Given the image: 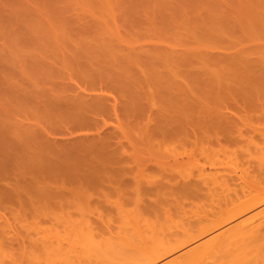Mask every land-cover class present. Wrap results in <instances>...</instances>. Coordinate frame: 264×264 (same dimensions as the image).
<instances>
[{
	"label": "rangeland",
	"instance_id": "obj_1",
	"mask_svg": "<svg viewBox=\"0 0 264 264\" xmlns=\"http://www.w3.org/2000/svg\"><path fill=\"white\" fill-rule=\"evenodd\" d=\"M198 1L199 0H0V125H1L0 127H3L1 133L4 130L8 132V135L5 134L6 136L4 137V139L6 140L7 137L10 139H14L15 138L14 136L19 137V139L20 138L24 139L25 137L29 138L28 137L29 135L30 136L32 135L33 137L37 136L36 133H38V131L36 133L34 131V129L37 130V127H39L38 130H40V127L41 129H43V131L46 130L47 132L48 130V132H50V133L47 132L48 135L46 134L48 138L54 137L53 140H60L61 142H63V139L66 141L68 139V141H70L82 137H88V136L92 137L93 135H97L98 130L95 127H93L94 130L92 129V127H91L92 130L89 128L73 129V131L71 130V133L69 132L70 130H65L66 132H64V129L61 130L63 124L67 121L66 119L72 118V116L68 114L75 115V113H77L74 112L75 110L73 108L75 107L73 106L72 110H70L71 108H69V105H71L70 107H72L73 104L75 105V103L78 102L77 100L83 97V96L82 97L78 96L77 99V96H75V94L78 95L81 93L84 94L85 100L88 98L90 99L91 96L96 97V93L97 96L100 95V97H102L101 93L103 95L105 93V96L109 95L110 98L107 97L109 99L108 100L109 103H107V101L104 103L108 105L107 107L112 112L114 105L116 106L118 104L120 105V102L123 104L125 102L126 103L130 102L129 100H131L132 97L130 99L129 98L130 96H128L127 99L129 100L122 101L125 99L127 94H124L125 97H123V94H121L123 92L121 91V93L119 92L120 95L116 96L117 94V93L115 94V92H117L116 89L114 90V88L109 84L104 85V82L101 83V79H103V76L108 78L107 82H111L112 76H110V74L116 70H119V67L122 68V65H125L127 62H131V61L134 62L136 60V64L133 63L134 68L132 69L129 68V69L131 70L134 69V71H136V69L139 71L142 70L141 72H138L140 73L139 74L140 76L138 75L137 77L138 78L137 82H139L140 85L138 84L136 86L138 87V91L145 92L148 100L144 99L145 100L144 101L142 99L143 98L142 95L144 92H142V95H140L142 96V98L139 99L140 101L142 100L141 103L143 104V106L147 102L149 103L150 101L148 105L153 107L152 109L155 110L157 108L155 106L157 101H158L157 103H159L157 106L160 107V103L162 106L163 104L164 105L166 104V101H163V99L167 100L166 98L167 94L164 95L165 93H167V91L166 92L164 91L165 93L162 94V92L160 93V91L158 90L161 89L162 91L163 85L162 84H161L162 86L158 85V87L156 88L155 87L156 84L157 83L160 84L159 82L162 79L165 82L164 78H167L166 76L170 74L169 71L171 72L172 70L179 68L177 67L175 69H171L174 68L173 67V65L175 64L174 62H176L179 58L183 57L184 54L188 56L189 55L193 56V54H196L197 51L203 52L206 51L208 48L206 52L209 56V53L210 55H212L211 54L212 51L210 50L216 48L212 53H216L215 51H217L218 54L219 52L221 54V50H223L222 54L228 56V54L236 53L239 50L244 51L245 48L247 49V47L251 48V49H247V51L249 50L254 51L252 47L253 48L257 47V49H259L258 46L259 47L264 46V35H262L264 32L262 33V31H259V26L258 29H256L257 26L254 27L255 26L254 24L259 19V16L264 13V12L262 13L263 7H261L260 5L249 7L252 4L253 0H243V1L241 0L242 2L240 0H223L225 5H223L222 2L221 7H217V6L215 7V5L211 3L214 1L215 4L216 3L215 0L213 1L202 0L203 2L207 3V5L209 4V6H211L212 4L213 6L211 7H214L216 9L219 8L220 10L222 9L221 11H223V13H221V11L219 12V10L218 12L222 14L221 17L224 18H221L220 14L216 15V13L218 14V12H216L217 10L216 11L212 10L214 11V13L210 11L211 14L210 12H206L207 9H209V7L206 10L204 9L205 12L202 9H201L202 11L199 10L200 7L198 8L197 6H195L196 3H199ZM217 1L220 2L222 0H217ZM191 2L192 4H190ZM226 2H227V6H226ZM246 2L248 4H246ZM205 3L203 7H205ZM258 6L261 7L259 8L260 13H258ZM249 8L251 9L253 8L254 10H250ZM196 9L198 10V12H196L197 11ZM224 9H226V11ZM247 10L248 11L250 10L251 13L247 12ZM199 11L201 13L202 12L204 13V14L202 13L200 17H199L200 14ZM224 11L225 12L229 11L230 13L228 12L225 14ZM250 14H252V16H250ZM212 15L213 16L216 15V18L214 19L212 18L214 22L211 21L210 19V16L212 17ZM242 15L245 16V20L243 18L244 16L242 17ZM253 15L255 19L253 18ZM202 16L204 17L205 20H203ZM241 17L243 18L242 20ZM238 18L240 19L239 21ZM251 19L253 21L255 20V23L252 22ZM216 20L218 21V24L217 23L215 24ZM221 20L223 23L221 22ZM249 20L251 21L249 22ZM236 21L240 29L238 28V25L235 23ZM200 22L202 23V25ZM194 23L195 25L199 23L197 25L199 29L206 28L205 30H207L209 28L207 26L215 24L217 25L216 27L220 25L219 28H221L226 33L228 31L230 33V31L232 30L233 32H231V34L223 33V35H221L222 34V33L220 34L221 29L218 28L219 30L217 29V31H214L216 30V27L213 25L215 29L213 27H211L212 29L211 28L210 29L214 31V33L216 32L217 34L219 31L220 35L214 34L212 32V34L214 35L213 36L209 30H208L209 33H207L204 30V33L206 32L205 34H208L207 35L208 37H206L207 39L206 38L204 39L203 37H199V34L202 33L203 29H201L200 32L199 29H196V26L194 27ZM250 23L252 25L249 26ZM227 24L229 25L228 27ZM234 24H236L237 27ZM242 24L243 26H241ZM203 25H207V26H203ZM257 25H259L258 22ZM102 26L103 28L101 29ZM66 27L68 28V30ZM64 28L65 30H62ZM227 28L230 30H228ZM252 28H254L255 31L257 30L258 33L253 31ZM262 28L264 27H261L260 30ZM61 30L63 32L65 31V33L63 34L64 37L61 36L62 34H59ZM197 30L200 33H198ZM194 31H196V33ZM234 31L236 32V34ZM204 33H202L201 36H203ZM200 38H203V40ZM238 48L240 49L236 50ZM194 50H196L195 53L193 52ZM175 51L177 53H175ZM208 51L210 52L208 53ZM247 53H244L243 57L248 56L250 57V59H254V57L255 59L257 58L256 59L257 62L256 61L254 62L260 66H257L255 64L257 66V70L256 69L255 70L258 71L257 73H260L258 69L264 67V63H263L264 61H262L264 60V58L261 60V57H264V54L262 53V51L261 52L256 51L255 54L252 51L249 52L248 54ZM207 54L205 55L207 56ZM171 56H173L175 59L177 58L178 59L175 61L174 58H172ZM169 58L173 59L174 62L173 61L170 62ZM192 58H194L195 60L196 56ZM198 58L199 57H197L195 61L193 60L192 65L196 66L197 63L201 65L200 62L201 59L197 61ZM116 61L118 62L120 61L119 63L123 62V64L116 63ZM191 63L192 62H190V64ZM225 63L226 62L224 61L223 64ZM113 64L116 65L115 69L116 68L117 69L116 70L112 69L113 72H111L106 68L104 71L108 70L109 74H107L106 72V74L102 75V73L104 72L102 69L104 67L102 66L110 67V65L113 66ZM118 64L120 65L119 67H117ZM223 64L220 66L225 67ZM192 65L187 67L184 64L182 65V69L185 68V70L186 69L189 70L190 68V70H193L194 68L192 67L194 66ZM202 65L204 66L205 64ZM130 66L133 67L132 65ZM213 66H216V64ZM213 66L212 68H214ZM220 66H216L217 69H220L218 68ZM112 68H114V66ZM179 69H181V66ZM200 69L203 70L204 68H201L200 66ZM263 72L264 71H262V73ZM144 74L146 76H144ZM164 74L166 76H164L163 78ZM94 76H97V79ZM143 80L147 81L148 83L143 82ZM140 81H142L144 84H142V82ZM94 82L99 83L98 86L97 85L94 86L95 85ZM150 84L152 85L153 88H155V90L157 89V92L159 91L160 95L162 94L165 97L157 96L159 95V93L158 94L154 93V89L148 87L150 86ZM143 85L145 86L148 85V86L145 87ZM164 85L167 86L166 84ZM165 86L164 88L167 90L168 87ZM152 89L153 92H151ZM147 90L149 91L151 90L150 92L153 93L152 95L150 94L152 96L151 98L148 97L149 92H147L148 93L147 95L146 93ZM88 93L89 94L93 93V94L89 96L87 95ZM153 95H155L154 98ZM68 96L70 99L73 98L72 103L71 100H68L69 99ZM74 96L76 98H74ZM120 96L123 97L124 99L121 98ZM156 96L161 97V100L160 98L157 99ZM117 98H119L121 101ZM92 99L90 101H92ZM151 99L152 102H154L153 99L156 100V102L153 103L155 105L151 104L152 103ZM73 100L76 102L73 103ZM162 101L164 102L163 104ZM119 105L118 108L121 110L120 121L122 122L121 124H123L122 125L123 129L125 128L124 130H128L127 132L129 134L128 138L130 139L132 138L135 139L136 137L138 138L140 133H142V135H140L139 137L142 138L144 137L143 138L144 141L141 140V138L140 139L136 138V140L132 139L133 141H135V149L132 146L128 145L130 143L127 144V142H129L127 139L125 141L126 145L128 146L127 147L128 150L129 148L130 150L133 149L135 150L134 151L136 152L135 160H137L139 163L137 161L136 162L138 164H142V165H138L137 163H135V160H132L133 163L132 161L129 162L131 164L130 166L133 165L132 167H134V169H138L143 166L142 168L146 169L143 170V175H141L140 177L143 187L146 186L149 187L154 186V187L153 188L150 187L146 189L141 187L142 189L137 192H135V190H132L130 188L131 192L129 193L131 194H128V192L127 193L124 192L123 194L119 195L122 196V198L121 197L118 198L119 196H117V194L116 195L114 194V196L110 194L111 197L107 195L110 197V199L108 197H105L103 199L105 200L106 198H108L110 200L109 201L107 199L105 202L107 201L108 202L104 204L105 206L108 207L102 205L103 206V207L101 206L102 209L101 207L97 208L96 206L99 202L98 203L95 202L96 207H94L95 203L94 204L91 203L92 206L89 205L90 208L88 209V207H86V210H84L85 208H83L84 206L82 207L83 204L81 205L80 201H77L76 204L74 203L77 207L74 204L73 206H75L76 208H81V207L83 208V210L78 209L81 211L83 215L84 212L89 213V214L87 213L88 216L86 215L88 218L87 217L85 218L83 215H81L80 211L74 210L76 208H73V211H71L72 209L70 210L68 208H66L65 210H63L64 209L63 208L62 211L61 209H58L59 211L53 210V212L56 213L58 211V215L55 217L53 214H51L53 213L52 207L47 208V210H45L44 208H39L36 211V213L31 211L28 214L29 216L26 215L28 212L25 214L27 216V217L25 216L27 220L24 219V221L22 222L28 223V224L26 223L27 226L29 225L28 229L25 223H21L19 220L15 221L16 218L14 219V217L11 218L10 221L9 217H12L13 215H11L12 213L10 214V211L5 210V213H7L8 211V215H7L8 221H6V223L12 222L13 225L16 226V230L15 229L14 230L16 232V236L18 237L15 238V240L13 241L14 243L11 246L9 245L10 247L8 246L4 247L3 246L4 241L0 243V247L2 251L4 250L6 252V250H8L7 251L8 253L6 252V254H4L5 252L0 251V264H71V263L72 264L75 263L76 264H128V263L131 264L130 261L133 262L136 261L135 259H137L138 257L140 258L141 255L142 256L145 255L146 252L147 254L145 256L148 255V252H151L150 254H152V252L158 253L156 251L160 252V246H163L164 244L168 247V249L176 247L178 245L177 241H176L177 243L175 244L176 239L177 240L181 239L183 241H186L187 243L180 247L175 248L174 251L168 253L161 259L153 261L150 264H191V263L206 264L207 262L208 264H213L216 262L217 264H221V263L231 264L232 260L230 259L231 257L229 256L230 254H233V252L236 251L237 247L239 249L240 248L245 249L251 245L245 246L247 242L240 239L242 242L239 241V243H237L238 245L237 244H235L236 246L234 245L235 247L227 244L222 245L223 243H221V241L219 242L220 245L217 246L216 243L218 242L215 241L217 236H221L222 234L226 233L229 229L241 224L245 225V229L247 230L249 226L252 225L254 226L262 223L263 224L262 227L264 231V223H263L264 200H262V202L260 203L261 198H263L264 195L263 194L264 182L262 183L261 181L262 178L261 175L264 176V174L261 173V171L264 172L263 171L264 169L262 170L264 166L262 165V163L264 162V137L263 135H261L262 133H264L263 131H261L262 129H264L263 127L264 125L262 124L264 121L261 122L259 119H256L257 116L253 119L254 120L253 125L256 124L258 125V123L260 124L261 122L260 124L261 126L259 125V127H263L260 130L262 133L261 132H257L260 134L255 133L257 134V136H255L256 139H254L255 142L253 143L255 144L254 146H251L253 145L252 143H250L249 145L248 139L243 138L244 139L242 140L243 143H241V140L238 143V144L241 143V146L240 145L238 146L237 144L236 145L233 144L232 146L231 144L230 146L228 145L229 146L228 151H226V154L223 153V155L219 157L220 160H218L219 158L217 159V157L222 153L216 154L217 156L210 155V157L216 158L215 162L218 160L216 163L214 162V160H212V158L208 156V154L206 156L203 155L207 157L208 161L204 157L201 158L197 157V156H202V154L198 152L199 154H197L196 160L197 159H198L197 161L201 160L199 161V163L198 162L196 163L194 160H189V161H193L195 162V164H193V162L188 163L189 161L186 158L187 160L182 161L183 163L180 162L177 164V166L176 164L175 166L173 165L172 168L174 169L170 167V171H173V173L179 172L177 169H180V173L185 172L186 174V176H184L185 180L182 176H180V175H184V173L176 174L179 175L180 178L182 177L183 179L182 178H181L182 180L179 179L178 176L176 180H173L177 183L175 184L176 186L175 188L173 183L164 184L168 182V179L166 178H165L166 182L163 183L165 186H162L163 184L160 185V181L162 183V180L164 179L163 177L164 174L162 176V174H160V169H158L159 171L157 170V168H160L158 166L160 165L161 153L163 152L167 153L166 151L168 150L166 151L162 150V152H160L161 151L160 149L152 148L153 145L149 147L150 144H148L149 141L147 139L148 131L146 132L145 129L143 130L142 128L140 129V133H139L138 132L139 130L137 131V129L139 128L140 125L138 126L137 129L134 128L135 125L133 126L129 125L130 123L133 124L134 121L133 119L135 118V116L136 118H138L137 113L139 111L137 112V110L136 111L133 110L132 113L134 114V117L133 119L130 118L132 119V121L131 120L129 121L128 119L130 115L126 111L124 112V108L122 104L121 106L123 110ZM146 105L144 107H146ZM64 108H69L68 109L70 110L69 113H67L68 112L67 109H65L64 112ZM146 109H148V111L147 113L145 112L146 113L144 114L145 116H143L142 114L141 117L143 118H139L137 119V121L135 119V122L141 120L140 121L141 123L139 122L138 124L143 125V127L149 126V128L147 129L150 130L151 125L152 128L156 125V122H154L155 125L151 124L153 123L151 117H154L153 115L156 116V111L151 110V108L149 107ZM146 109L144 108V111ZM149 109L153 112V114H151L152 113L151 111H150L151 113L149 112ZM99 112L103 114V115L101 114L102 115L101 118L99 117L100 121L102 123L107 122V124L109 125L106 127L104 126L108 130L106 129L104 130L102 129V130L106 132L109 131L110 129L115 130L113 126L115 125L118 126V119L116 120L115 116L113 115L110 116L108 114L110 116L109 117L108 115H106L107 112H105L106 114L104 113V111L102 112L99 111ZM132 113L131 116L133 115ZM126 114L129 115V117H127ZM149 114L151 115V117H149L150 116ZM104 117H108L107 118L108 120ZM154 118H155L154 121H157L156 117ZM148 119L149 121H147ZM60 123H63L62 126L59 125ZM146 123H148V126L145 125ZM121 124L119 123V125ZM58 125L60 126L61 129H59V127L56 128ZM131 127H133L132 131L130 129ZM95 130L97 131L95 132ZM130 131L132 133L134 131V134H132ZM12 132L14 133V135L11 134ZM90 132L91 133L93 132L92 135L90 134ZM136 132H138L139 134ZM43 133L45 134V132ZM9 134H11L14 138H11ZM44 134L41 136L44 137L45 136ZM130 134L133 136L131 137ZM0 138L2 137L0 136ZM145 138L147 140H145ZM19 139L13 140L11 142L8 141L7 139L6 144H8L9 142L11 148L12 146L14 147V145L19 146L21 150H19L15 146L14 147L15 149L12 148L11 151L14 154H16L15 156H17V158L20 157L22 160V158L23 159L25 158L22 157L24 156V154H27L29 150L30 152L31 151L34 152L37 147L35 148L36 145L35 144L32 145L33 143H30L34 141L25 139V141L26 142L28 141V143H26L25 141L24 142L29 147L24 145L23 146L24 149L25 148L29 149L31 145L33 146V148L29 150L28 149L24 150L23 148H21L22 146H20L22 144H20L21 141H19ZM24 142L23 144H25ZM4 143H2L0 139V151H1L0 158L2 160H3L2 157L6 158L7 160H11L13 158L12 160H14V157L10 158V156H13L14 154L13 155H10L12 153L7 154L9 153L7 152V150L10 148V146H8L9 147L8 148L7 146H5ZM245 145H247V147L248 146L251 147H249V149L246 150L247 147ZM242 146L244 148L236 149L237 147L239 148ZM234 148L235 150H238L237 152H239L240 154L237 155L236 152V156H233ZM153 149L155 151H153ZM229 149L231 151L233 150V152H230ZM158 151L160 152V155H158L159 154ZM227 153L229 154L227 155ZM226 155L227 156L231 155V156L227 157ZM209 158L211 160H209ZM211 162H213L212 165H210ZM17 163H19V159L18 162L14 163V166L9 165V168L10 166L12 167L11 168L12 173L14 172V175L16 176L17 174L21 173L20 172L21 168L24 169L22 167V164L18 166L15 165ZM20 163H22V161ZM156 163L158 164L156 165ZM201 163L203 165L204 164L206 165V167L204 165V168H206L205 170L207 171L204 170L202 171L203 166H200L199 169V165L197 164H201ZM214 163L217 166L214 165ZM130 166L128 165V167ZM194 166H198V167H195L193 169L192 167ZM14 167L15 169L18 168L19 171L16 170L15 172ZM176 167L177 169H175ZM197 168L199 169V171ZM26 170L28 169L26 168ZM200 170L202 171L201 174L203 172H206L205 173L206 177L204 178L213 177L212 181H210L211 178L210 180L208 179L207 182L210 183H202V182H206L207 179H205L204 181L203 179H201L203 175L200 176ZM207 172L211 173L212 175L208 174ZM129 175L133 176V174H129ZM129 175H127V177ZM131 176L128 177L129 180ZM12 177L14 176H11V178L8 177L3 182H9V181L14 182L15 178ZM178 179L181 180L180 183L178 182L179 181ZM197 181H200V185L199 182L197 183ZM185 182H188V185L192 183V185L195 186L194 187L195 189L193 190L192 187L191 190L190 188L188 189L189 191L187 189L183 190L181 185L182 183H184L183 185L187 186ZM195 182L197 185H195ZM156 184H159L158 188ZM169 185H172L173 187L171 188L169 187ZM140 191L143 193L141 194ZM134 192L138 193L136 194V196L138 195L137 198L133 195L135 194ZM255 197L256 199L258 197L260 199V200L258 199L259 200V202H257L258 204L256 206H252L253 208H250V210L238 214L240 211L246 208L245 207L246 205H244V203H248L251 200L255 201L256 200ZM103 199L101 200L98 199V201H100L99 203L100 205L103 204V202L101 203ZM95 201H97V199ZM254 201H252L253 202L252 205L256 204L254 203ZM78 202L79 205H77ZM249 203L248 206L251 205ZM12 205L14 206V204ZM16 207L17 208L19 207L18 204L16 205ZM48 209L49 210L51 209L50 213ZM93 209H94L93 211L94 214L91 213L92 212L91 210ZM98 209L99 211L101 210V212H99ZM64 211L66 212L67 215L64 213ZM70 211L71 213L73 212L72 215L74 216L72 217H74V219L67 218L70 216L69 214ZM37 212L38 214L41 212V215L43 216L40 218L41 215L40 214L38 215ZM46 212H48L49 214H47ZM62 212L65 216H63ZM234 213L235 214L237 213L238 215L232 218L231 220L227 221L223 225L216 227V229L213 228L212 230H209L198 239L189 241L191 236L197 235L202 230H206L209 227L210 228L213 227L214 225L220 222V219L222 221L223 219L232 216ZM45 214L50 221L47 218H45L44 216ZM61 215L63 216V219L65 218L67 220L70 219L68 225L74 223L73 225L76 226L77 228L76 227L73 228V225L68 226L66 224L67 222L66 223H64L65 221L62 222L63 221L62 219H60V221L59 219L57 220V218H62ZM89 215L94 216L95 218L93 217L94 218L93 219ZM82 216L85 219H87L86 221H88L89 217L91 219V222L92 220H97V222L95 221L97 224L96 223L94 224L93 221V225L94 226L96 225L95 226L96 228H94L95 238L93 237L94 231L89 232L88 229L83 230V228H85L83 226L85 222L75 218V217L77 218L81 217L80 219H83ZM0 221L2 223L3 220ZM17 221L20 222V224ZM79 221H82V223L84 224L82 225V223H80ZM30 223L32 225H30ZM77 223L78 224L80 223L82 225L81 227L83 228H79L80 225L77 226L78 225ZM3 224L5 226L3 227L6 230L8 227V226L6 227V225L8 224L5 223ZM3 224H1V226ZM11 224H9L10 226L9 228H11ZM56 224H58L59 226ZM66 225L68 226L67 229H66ZM13 228L12 230L8 229L9 230L8 233L10 234V237L11 235L12 237L15 236ZM60 229L63 231H61ZM58 231L59 233L63 234L62 235L63 238L65 234V240L67 241V243L65 242V240L64 241L63 239L61 240V238L58 239V236L61 235L59 233H56ZM21 233L22 235H20ZM22 236L23 239L21 238ZM47 236H49V239L51 240L47 239ZM91 237H93L94 239H92ZM238 237H240V235ZM24 238L26 239L24 240ZM21 239L22 242L24 240L25 243L24 246L22 245V243H20ZM60 240H61L60 242L61 244L59 243ZM43 241L44 242L47 241V243L49 242L50 244L48 245L45 243L44 245ZM170 242H172L173 245L171 247H169L168 245ZM206 242L209 244L207 245ZM214 242L217 248L219 247L218 249L222 248L223 246L221 251L222 250L224 251L220 252V250L218 251V249L215 250L216 249L215 245L214 248L212 247ZM9 243H6V245H8ZM204 243H206L205 244L206 246H204ZM59 244L63 247L62 249H60L61 246H59ZM202 245L205 248L202 249ZM226 245L228 247H225ZM57 246H59L60 248ZM2 247L5 249H3ZM9 249L12 252L11 254H13L14 252L16 253V254L14 253L15 255H11L14 258H12L11 256H10L11 258L7 257L9 256L8 254H10ZM64 249L68 250V252H70L69 250L72 251L70 252L71 253L70 255L67 254L69 258H66L67 257L65 256L66 251ZM73 249H76V251L77 250L78 251L74 253ZM200 250H204V251H200ZM59 251L61 253H58ZM192 253L193 254L196 253V255H193ZM63 254L65 257L63 256ZM190 254H191L190 257L191 259L188 258V255L190 256ZM145 256H143V258ZM192 256L194 258L196 257V259L199 257L198 259L200 261L203 260L204 262H200V261L197 262V260L194 259ZM208 256H210V258H208ZM205 257L208 259L205 260ZM143 258L141 257L140 259ZM187 258L189 263H187ZM258 259L259 261H264V249L260 251Z\"/></svg>",
	"mask_w": 264,
	"mask_h": 264
},
{
	"label": "bare ground",
	"instance_id": "obj_2",
	"mask_svg": "<svg viewBox=\"0 0 264 264\" xmlns=\"http://www.w3.org/2000/svg\"><path fill=\"white\" fill-rule=\"evenodd\" d=\"M203 1H205V0H203ZM203 1L199 0L198 1L199 3H196L195 6H197L198 8L200 7L199 10H201V9L206 10L209 7V9H207L206 12L211 11L212 13H214V11H216V10H217L216 12H218V10L220 12L222 9L221 10L219 8L216 9L214 7H211V6L215 5V7L216 6L221 7L222 2H223V5H225L223 0L220 1L221 3L218 2L217 0H215V2L217 4L216 3L214 4V1L212 0L213 2H211V3H213V5L211 4V6H209V4L207 5V3L203 2ZM260 1L261 0H259V1L253 0L252 4L250 6L249 5L248 6L251 7V6L260 5L261 7H263V10H262V13H263L264 12V0H262L261 2ZM200 3L203 5H201ZM204 3H205L206 8L203 7ZM218 3H220V4H218ZM190 4H192V2ZM246 4H248V3L246 2ZM223 5H222V7H223ZM243 5H244V3H243ZM226 6H227V2H226ZM260 6H258V13H260L259 12V8H261ZM195 8H194V10H195ZM249 9L254 10L253 8L252 9L249 8ZM205 10H204V12H205ZM212 10H214V11H212ZM224 10L226 11V9H224ZM250 10L249 11L247 10V12L251 13ZM244 11H245V9H244ZM260 11H261V9H260ZM196 12H198V10ZM196 12H195V14H196ZM211 12H210V14H211ZM219 12H218V14L216 13V15H219L220 14ZM228 12L229 11L225 12V14ZM202 13L200 12L199 17L201 16ZM221 13H223V11H221ZM240 14H241V12H240ZM216 15L215 16L212 15V17L210 16L211 21L214 22L213 19L216 18ZM221 16H222V14H220V17ZM243 16L244 15H242V17ZM250 16H252V14H250ZM197 17H198V14H197ZM242 17H241V20L243 18L245 20V16L243 18ZM257 17H256V19H257ZM221 18H224V17H221ZM239 18H238V21L240 20ZM253 18H254V15H253ZM203 20H205L204 17H203ZM251 20H249V22ZM216 21H215V24L216 23L218 24V21L217 22ZM223 21H225V20H223ZM221 22H222V20H221ZM252 22L255 23V20L254 21L252 20ZM257 22L259 25H257ZM257 22L255 24L253 23L255 25L254 27L257 26L256 29H258V26H259V31H262V33H263L264 28H262L261 30H260V28L264 27V13L259 16V19L257 20ZM235 23L238 25L237 21ZM211 24H213V23H211ZM215 24H213V25L216 27L217 25H215ZM236 24H234V25L236 26ZM197 25H195V23H194V27L196 26V29H199V27ZM201 25H202V23H201ZM213 25H209V26L203 25V26H207L209 28L207 30H205L206 28L205 29L200 28L199 31L201 29H203L202 33H204V30L207 33H209L208 32V30H209L210 33L212 34V32L214 33V31H217V29L220 26V25H218V27H216V30H214L215 28ZM250 25H252V24L250 23L249 26ZM228 26L229 25L227 24V27ZM241 26H243V24ZM63 27H65V26H63ZM211 27L214 28L213 29L214 31L211 30L212 29ZM102 28H103V26L101 27V29ZM238 28H239V25H238ZM219 29H221V28H219ZM62 30H65V28ZM62 30L59 32V34H62L61 36H63V34L65 33V31L63 32ZM67 30H68V28H67ZM228 30H230V29H228ZM231 30H232V27H231ZM252 30L255 31L254 28H252ZM221 31H220V34L222 33L221 35H223V33H226L222 29H221ZM61 32H63V33H61ZM194 32L196 33V31H194ZM197 32H198V30H197ZM200 32H198V33H200ZM231 32H233V30L230 31V33L228 31L227 33L231 34ZM255 32H257V30ZM205 33L203 34V36H201V34H199V37H203L204 39L206 37H208L207 36L208 34H205ZM214 34H217V33L215 32ZM220 34L218 31L217 35H220ZM235 34H236V32H235ZM262 35H264V33ZM199 37H198V40H199ZM210 37H212V36H210ZM203 38H200V39L203 40ZM260 47L258 46L259 49H257V47L256 48L252 47V49H254V51L253 50L247 51V49H251L250 47H247V49L245 48L246 51L245 50L240 51L239 50L240 48H238L236 50H239V51H237L236 53H233V54H228V56L227 55L225 56L222 54L223 50H221V54H220V52L218 54L217 51H215L216 53H212L216 48L213 49L211 47L213 50H210V48H209V50L212 51L211 52L212 55H210V53H209L210 51H208V53H209V56H208V54L206 52L208 50V48L206 51H203L204 53L202 51L196 52V50H194L193 52L194 53L196 52V54H193V56L192 55L188 56V55H185L184 53H182L185 55V57L183 55V57H181L179 59L177 58L180 61H178L173 56H171L172 58H174L175 61L177 60L176 62H174L173 59L169 58L170 62L173 61L175 63L174 65L172 64L174 68H171V69H175L177 67L180 68V66H181V69L177 68L179 70L175 69V70H172L171 72L169 71L170 74L166 73L169 75H167V76L165 74L163 75V78H164V76L167 77V78H164L165 82L162 79L159 82L160 84H158V83L156 84V86H155L156 88L158 87V85H161V84L163 85V86L161 85L162 91H161V89H158L160 91V93L162 92V94H164L167 91V93L164 94V95L167 94L166 95L167 100H164L162 98L163 101H166L165 105L163 104L164 102L162 101L163 106L160 103V107H159V106H157L159 104V103H157L158 101L156 102V100L153 99L154 102H152V99H151L152 105H155L153 103L156 102L155 106L157 108H159V109L156 108L157 110L152 109L153 107L148 105L150 103V101H149V103L146 101L147 102L146 104L148 105L147 106L145 104L146 107H144L145 105L143 106V104L141 103L142 100L140 101L142 96H143V98H142L143 100L144 99L146 100L147 97H146L145 92L142 91V92H144L142 95V92L138 91V87L136 86L138 84L140 85V83L137 82V79H138L137 77L140 74L138 72H141L142 70L139 71L136 68H135L136 71H134V69L131 70L132 68H134L133 63L136 64V60L134 62L133 61H131V62L126 61L129 64L126 63L125 65H122V68L119 67L120 66L119 64H123L124 61L122 60L123 61L122 63H119L120 61L119 62L116 61V63H119L117 65V67H119V70H116L117 68L115 69L116 65H114V64H113L114 68H112L113 67L112 65H110V67L108 66L109 68L102 66V67H104V68H102L103 71L106 68L111 72H113L112 69H114L116 71L111 73L112 75L110 74V76H112L111 82H107L108 78L103 76V79H101V83L104 82V85L109 84L110 86H112L114 88V90L116 89L117 90V92H115V94L117 93L116 96L120 95L121 91L123 92V93H121V94H123V97H125L124 94H127L125 99L120 96L121 98L124 99L122 101L129 100V99H127L128 96H130L129 97L130 99L132 97V99L129 100L130 102H127V103L125 102L124 104L120 102V105L118 104L121 108L123 106L124 112L126 111L130 115V117H129V115L126 114L127 117H129L128 120L132 121V119L134 117V114L132 113L133 110L134 111L137 110V112L139 111L138 113L135 112V113H137L138 118H136V116H135V118L133 119L134 120L133 124L130 123L129 125H131V126L135 125L134 128H136V129L140 125L141 127L139 126V128L137 129V131L139 130L138 131L139 133H140V129H142V128H143V130L145 129L146 132L148 131L147 132L148 133L147 139L149 142L148 141H145V142H148V144H150L149 147L153 145L152 148H154V149L158 148L161 150V151L159 150L160 152H162V150L163 151L168 150V151H166L167 153H164V152L161 153L160 165L158 166L160 168H157V170L160 169V174H162V176L164 174V176H163L164 179L162 180V183L160 181V185H162L164 182H166L165 178L168 179V182L164 183V184L173 183L174 186H175V184H177L173 180H176L178 178L179 175H176V174L180 173V169H177V167H176L175 169H177L179 172L173 173V171H170V167L172 168L173 165L175 166V164H176V166H177L178 163H180L184 160H187V159H188V161L194 160L196 163L197 162L199 163V161H201V160L197 161L198 160V159L196 160L197 157H200V158L204 157L207 160V157H205L207 154L210 157V155L215 156L216 154L222 153L221 155H218V157H217V159H218L220 156L223 155V153L226 154V151H228L230 144H231V146L233 144H235V145L237 144L238 146L239 145L241 146V143H243L242 140H244L243 138L248 139L249 145H250V143L253 144V143H255L254 142V139H256L255 136H257V134H260L257 132H261V131L264 132V129H262L264 126L259 127L261 122L264 121V72L262 73V71H264V67L259 68L258 70L260 73H257L258 72V71H256L257 66H260L254 62V61H256L257 58L255 59V57H254V59H255L254 60V59H250V57H248V56L243 57L244 53H247V52L249 53L251 51L254 54L256 51H258V52L262 51V53L264 54V48H263L264 46H262L261 49H260ZM233 50H235V49H233ZM224 51H226V50H224ZM193 52H191V53H193ZM175 53H177V52L175 51ZM205 54H207V56ZM195 56H196V58L199 57L197 59V61L199 59H201V61H200L201 65L197 63L196 64L197 67L192 65L193 60H194V58H192V57H195ZM196 58H195V60H196ZM263 58L264 57H261V60ZM124 60H125V58H124ZM224 61L226 62L225 64H223ZM262 61H264V60H262ZM187 62L189 63V65ZM190 62H192V63L190 64ZM218 62H219V64L222 62L220 65L223 64L225 67L220 66L218 64ZM181 63H182V65L185 64L187 67L192 65L194 67H192V66L191 67L194 69L193 70H190V68H189V70H187V69L185 70V68L182 69ZM169 64H171V63H169ZM202 64H205V65L203 66ZM215 64H216V66H220V67H218L220 69H217L216 66H213ZM130 65H132L133 67H131ZM175 65H176V67H175ZM124 66H126V67H124ZM139 66H140V64H139ZM200 66H201V68H204L203 69L204 72L202 69H200ZM212 66L216 69L212 68ZM129 68H131V69H129ZM108 70H106L104 72L102 71L103 72L102 75L106 74V72H107V74H109ZM144 76H146V75L144 74ZM94 77H96V79H97V76H94ZM150 79H149V82H150ZM147 81L143 80V82H147ZM140 82H142V81H140ZM143 82H142V84H144ZM94 83H95L94 86H96V85L98 86V84H99L96 82H94ZM167 83H170V84H167ZM164 84H166L167 86H165ZM148 85H146V86H148ZM143 86H145V85H143ZM164 86L168 87L167 90L164 88ZM148 87L153 88L151 84ZM141 88H142V85H141ZM153 89H154V93H157V94L159 93V91L157 92V89L156 90H155V88H153ZM153 89H152V91L151 90L150 91L153 92ZM145 90H146V88H145ZM150 91L147 90L146 93L149 92V95L150 94L152 95L153 93H151ZM139 92H141V93H139ZM160 93L157 96H163L162 94L160 95ZM81 94H78V95L75 94V96H77V99H78V96L79 97L83 96L82 98H79L78 100L76 99L78 102L75 103V105L73 104L72 107H70L71 105L68 104L69 108H71L70 110H72V108L74 106L76 108V109L73 108L75 110L74 112H77V113H75V115L74 114L73 115L68 114V115H71L72 118L66 119L67 120V121L65 120L66 122L64 121L67 124H65V123L59 124L60 126H62V124H63L64 128L62 126V129H61L59 125L56 128L59 127V129H61V130L64 129V132H66L65 130H70L69 132L71 133V130L73 131V129H82V128L83 129H86V128L91 129V127L93 129V127H95L98 130V131L95 130V132L97 131V135H93L92 137L91 136L90 137L89 136L88 137H82V135H81L82 138L74 139V140H70V141H68V139L66 138L67 141L63 139V142H61L60 140H53L54 137L48 138V136H47L48 130H47V132H46V130L43 131V129H41V127H40L41 132H40V130H38L39 127H37V130L34 129L35 133L38 131V133H36L37 136L33 137L32 135L31 136L29 135L28 136L29 138L25 137L24 139L23 138L19 139V137H17V136H14L15 137L14 138L11 135V134L14 135V133L12 132L9 135L11 136V138H14V139H10L7 137L6 140L8 139V141L11 142L13 140L19 139V141H21L20 144H22L20 146H22L21 148L24 149L23 146L26 145V143H28V141L26 142L25 139L26 140L28 139V140L34 141V142H30V143H33L32 145L35 144L36 145L35 148L37 147L35 149V151L33 149L34 152H32V151L30 152V150H29V149L33 148L32 145H31L32 147L30 146L29 149L25 148V149H28L29 151L27 150L28 153L24 154V156H22V157H25V158L24 159L22 158V160H21L20 157L17 158V156H15L16 154H14L11 151L12 148H14L16 145H14V147L12 146V148H11V145H9V142H8V144H6L7 141L4 139V137L6 136L5 134L8 135V132H6V130H4L1 133V130L3 129V127H0L1 128L0 129V136L2 137V138H0L1 142L2 143L5 142L4 144L7 147L10 146L11 149L8 147L10 149V151L8 149L7 152H9V153H7V154H10V153H12L10 155L14 154L13 156H10V158L14 157V160H16V161L12 160L13 158L11 160H7L4 157H2L3 158V160H2L0 158L1 159L0 160V220H3L2 223L0 221V243L4 241V245H3L4 247H6V246L10 247L14 243L13 241L15 240V238L18 237V236H16V232H15L16 226H14L12 222H11L12 224L9 222L6 223V221H8V218H7L8 211H10V214L12 213L11 215H13L12 217H9L10 221H11V218L14 217V219L16 218L15 221L19 220L21 223H25L22 221H24V219L27 220L26 215H28L31 211L36 213V211L39 208H44L45 210H47V208L52 207V212H53V210L55 211L58 209H61V211H62L63 208H64L63 210L68 208L70 210L72 209L71 211H73V208L77 207L75 205L76 202L80 201L81 202L80 204L81 205L83 204L82 207L84 206L83 208H85L84 210H86V207H88V209L90 208L89 205H91V203H93V204L95 202L100 203V201H98V199L101 200L105 197H108L110 199V197H111L110 194H112L113 196H114V194L115 195L117 194V196H119V195L123 194L124 192H126V193L128 192V194H131V193H129V192H131L130 188L132 190H135V192H137V191L141 190L142 188L146 189V188L152 187V186L143 187L142 181L140 179L141 175H143V170H146V169L142 168L143 166L141 168H138V169H134V167H132L133 165L130 166L131 164L129 162H131L132 160H135V158H136V152H134L135 151L134 150L135 149V141H133V140H136L137 137L135 139L132 138L133 140L128 138L129 137V134L127 133L128 130H124L125 128L123 129V127H122L123 124H121L122 122L120 121L121 120V113H120L121 110L118 108V105L113 106V112H112L107 107L108 105H106L104 103L106 101H107V103H109L108 102L109 99L107 98V97H109V95L105 96V93H104V95L101 93L102 97H100V95L97 96V93H96V97L91 96L90 99L88 98V99H86L88 101H86L84 94H82V95ZM91 94H93V93H91ZM91 94L88 93L87 95L90 96ZM140 95H142V96H140ZM147 95H148V93H147ZM149 95H148V97L151 98L152 96L151 95L149 96ZM155 95H153V98ZM75 96H74V98H76ZM157 96H156V98L157 99L160 98V100H161V97H157ZM92 97H93V99H92ZM163 97H165V96H163ZM68 98H69V96H68ZM95 98H98V99H95ZM72 99L69 98L68 100H71V103H72ZM80 99H81V101H80ZM91 99H92V101H90ZM117 99H119V98H117ZM83 100H85V101H83ZM119 100H118V103H119ZM74 102H76V101L73 100V103ZM121 104H122V106H121ZM68 105H67V107H68ZM155 106H154V108H155ZM142 107H144L145 109L149 107V108H151V110L156 111V116L155 115H153V116L156 117L157 121H154L155 118L151 117V115L149 114L150 115L149 117L152 118V119L151 118L150 119L153 120L152 121L153 123H151V122H149V123L155 125L154 122H156V125L153 128H152V125L150 126V130L147 129V128H149L148 123L145 124L148 127H146V126L143 127V125L138 124L141 120L138 122H135V119L137 121V119L143 118V117H141L142 114H143V116H145L144 114H146L148 111V109H146L144 111V108H142ZM69 108H64V112H65V109L68 110ZM123 108H122V110H123ZM67 110H66V112H67ZM70 110H68L67 113H69ZM76 110H78V111H76ZM151 110L149 109V112ZM99 111H101V112L104 111V113L107 112V114L105 113L106 115H108V114L110 116L113 115L116 117V120L118 119V126L115 125L116 126L115 127L112 125L115 128V130L110 129L112 131H110V130L107 132L103 131L104 129H106L105 127L109 126V125L107 124V122L102 123L100 121V118L102 117L103 114L100 113ZM142 112H144V113H142ZM131 113L133 114L132 116H131ZM139 113H140V116H139ZM151 114H153V112ZM255 117H256V119H259L261 121L260 124L258 123V125L257 124L253 125L254 124L253 119ZM104 118L107 119L108 117H104ZM130 118H132V119H130ZM259 120H258V122H259ZM147 121H149V119ZM119 123L121 125H119ZM262 124L264 125V122ZM6 129H9V128H6ZM130 129L132 131L133 127H131ZM106 130H108V129H106ZM143 130H142V132H143ZM56 131H57V129H56ZM145 131H144V134H145ZM43 132H45V134ZM60 132H63V131H60ZM138 132H136V133H138ZM48 133H50V132H48ZM92 133L90 132L91 135H92ZM255 133H257V134H255ZM43 134L45 135L44 137L41 136ZM94 134H96V133H94ZM132 134H134V131ZM253 134H255V135H253ZM140 135H142V133H140ZM261 135H263V137H264V133H262ZM132 136L133 135H131V137ZM139 136H138V138L139 139L141 138V140H143L144 137L142 138ZM126 139L129 141V142H127V144L130 143L128 145H130L134 148L133 150H130V148H129L130 151L128 150V148H127L128 146L126 145V142H125ZM147 139L145 138V140H147ZM240 140H241V143L238 144L240 142ZM155 141H156V143H155ZM23 142L25 144H23ZM247 145H245V146L247 147ZM254 145L255 144H253L251 146H254ZM251 146H248L246 148V150L249 149V147H251ZM27 147H29V146H27ZM16 148L21 150L19 148V146H16ZM152 148H150V149H152ZM241 148H244V147L243 146L239 147V148L237 147L236 149H241ZM154 149H153V151H155ZM136 150H137V148H136ZM159 151H158V153H159L158 155H160ZM237 151L238 150H235V148H234L233 156H236ZM198 152L201 153L202 156H197V154H199ZM230 152H233V150L232 151L230 150ZM228 154L229 153H227V155ZM238 154H240V153L237 152V155ZM203 155H205V156H203ZM229 156H231V155H229ZM229 156H227V157H229ZM15 157H16V159H15ZM210 158H212V160H214V162H215L216 158H213V157H210ZM210 158H209V160H211ZM233 158H235V157H233ZM18 159H19V163L15 164V165L18 166V165L22 164V167L25 169V172H24V169L21 168V171H20L21 173L17 174V176H16V175H14V172L12 173V169H11L12 167L11 166L12 165L14 166V163L18 162ZM218 160H220V158ZM21 161H22V163H20ZM136 161L137 160H135V163L138 162V161L137 162ZM191 162H193V161H189L188 163H191ZM195 162H193V164H195ZM132 163H133V161H132ZM212 163L213 162H211L210 165H212ZM215 163H214V165H216ZM127 164L130 167H128ZM157 164L158 163H156V165ZM201 164H197V165H199V169H200V166H203L202 171L203 170L207 171V170H205L206 168H204L205 164L204 165L203 164L201 165ZM9 165H11L10 168H9ZM138 165H142V164H138ZM180 165H182V164H180ZM262 165H264V162L262 163ZM195 167H198V166H194L192 168L194 169ZM205 167H206V165H205ZM26 168L28 170H26ZM172 169H174V168H172ZM199 169H198V171H199ZM263 169H264V166H263L262 170ZM14 170H15V172H16V170L19 171V169L18 168L15 169V167H14ZM202 171L200 170V176L203 175L201 177V179H203V181L205 179H207L206 182H202V183H210L207 181H208V179L210 180V178H211L210 181H212L213 177L204 178V177H206V175H205L206 172H203L201 174ZM217 172H216V175H217ZM182 173H184V175H180V176H182L184 178V176H186V174H185V172H182ZM182 173H180V174H182ZM261 173L264 174V172H262V171H261ZM129 174H133V176H131ZM208 174H211V173H208ZM127 175L131 176L130 180L128 179L129 176L127 177ZM211 175H209V176H211ZM11 176H14V177H12V178H15L14 182H10V181L9 182H3L8 177L11 178ZM180 176H179V179L182 178V177L180 178ZM126 177H127V179H126ZM261 177H262L261 181L263 183L264 182L263 181L264 176L261 175ZM181 180H179L178 182L180 183ZM184 180H185V178H184ZM200 181H197V183L199 182V185H200ZM215 181H216V179H215ZM185 183L187 186H184L183 185L184 183H182V185L180 184L181 187L183 188V190H186V189L188 190L189 188L191 190L192 187H193V190L195 189L194 188L195 186L192 185V183L190 184V182H189L190 185H188V182H185ZM164 184L162 186H165ZM156 185L158 188L159 184H156ZM195 185H197L196 182H195ZM179 186H178V188H179ZM169 187L172 188L173 186L169 185ZM175 188H176V186H175ZM174 190H176V189H174ZM180 190H182V189H180ZM142 193L143 192H141V194ZM136 194H138V193H135L133 195L137 198L138 195L136 196ZM107 195H109L110 197ZM120 197L122 198V196H119L118 198H120ZM108 198H106L105 200L103 199L104 201L103 200L101 201V203L103 202V204L100 205L98 203L99 206H98V204L96 205V203H95L94 207L97 206V208H99L102 205L105 206L104 204H106L108 202V201L107 202H105V201ZM94 199L95 200L97 199V201H95ZM255 199H256V197H255ZM258 199H259V197L255 200L256 202L254 200L249 201L250 203L249 202L248 203L251 204L250 206H248V203H244V205H246L245 206L246 208L244 207L245 209H243L242 211L239 210L240 212L238 214H240L244 211L250 210V208H253L252 206H256L258 204L257 202H259V200H260V199L259 200ZM262 200H264V195H263V198H261L260 203L262 202ZM252 201H254V203H256V204L252 205L253 204ZM12 204H14L15 208ZM17 204L19 206L18 208L16 207ZM73 204L76 207L73 206ZM77 205H79V202ZM108 205H110V204H108ZM69 207H72V208H69ZM82 207L76 208L74 210H76V211L78 209L83 210ZM102 207H101V209H102ZM105 207H108V206H105ZM68 209H67V211H68ZM5 210H8L7 213H5ZM50 211H51V209L49 210V213H50ZM58 211H57V213L53 212L51 214H53L55 217L58 215ZM71 211L69 213L71 217L69 216L67 218L74 219V217H72V216H74V215H72L73 212L71 213ZM78 211H80V210H78ZM91 211H92L91 213L94 214V212H93L94 209ZM98 211H99V209H98ZM99 212H101V210ZM35 213H34V215H35ZM46 213L49 214L48 212H46ZM55 213H56V215H55ZM59 213H61V212H59ZM64 213L66 214L65 211H64ZM80 213H81V211H80ZM87 213L88 212H84V215L82 213H81V215H83L86 218L88 216ZM5 214H6V216H5ZM37 214H38V212H37ZM39 214L41 215V212ZM62 214H63V212H62ZM234 214L232 216H229L228 218L223 219L222 221L220 219V222L217 223L216 225H214L213 227H211V228L209 227L206 230H202L199 234L191 236L189 241L198 239L199 237L204 235L209 230H212L213 228L216 229V227L223 225L224 223H226L227 221L231 220L232 218H234L235 216L238 215L237 213L235 215ZM32 215H33V213H32ZM50 215H49V217H50ZM42 216L43 215H41L40 218ZM44 216H45V218L48 219L46 214ZM63 216H65V215L63 214ZM63 216H62V218H57V217L56 218H57V220L59 219V221H60V219H62L63 220L62 222L65 221L64 223L67 222L66 224L68 225V222H70L69 221L70 219L67 220L65 218L66 219L65 220V219H63ZM83 216H82L83 219H80L81 217L80 218L75 217V218L85 222V224H84V223H82V221H79L80 223H82V225L84 224L83 226L85 228L81 227L82 225L80 223L79 224L77 223L78 224L77 226L80 225L79 228H83V230L88 229L89 232H93L94 228H96L95 227L96 225L95 226L93 225V221L95 224L97 222V220H92V222H91V219L89 217L90 220L88 219V221H86L87 219H85ZM89 216H91V215H89ZM91 217L93 218L94 216H91ZM34 219H36V218H34ZM42 220H44V219H42ZM20 222H18V223L20 224ZM72 222H74V221H72ZM75 222H77V221H75ZM3 223L8 224V225H6V227L8 226L6 230L4 228L5 226ZM263 223H264V221H263ZM1 224H3V225L1 226ZM9 224H11V228H9L10 227ZM27 224H26V227L28 229L29 225L27 226ZM73 224L74 223H72L71 225H68V226H72ZM30 225H32V224L30 223ZM53 225H54V223H53ZM56 225H58V224H56ZM67 225H66V229L68 227ZM33 226H34V223H33ZM262 226H263L262 223L258 224V225H254V226L252 225V226H249V228L246 230L245 225H242V224L237 225V226L229 229L227 232L225 231L226 233L222 234L221 236H217L215 241L218 243H216V245L217 246L220 245L219 242L221 241V243H223L222 245L227 244V245L234 246L235 244L239 243V241H241L240 239H242L245 242H247V244H245V246H247V245H251V246H249L248 248H245V249H243V248L239 249L237 247L236 251L233 252V254H230V256H229V257H231L230 259L232 260L231 264H264V261H259V259H258L260 251L262 249H264V231H263ZM13 227H15V228H13ZM75 227L76 226L73 225V228H75ZM12 228H13V230L15 229L14 233H15L16 237L15 236L12 237V235H11V237H12V239H11L8 231L12 230ZM73 230H75V229H73ZM76 230H78V229H76ZM46 231H47V229H46ZM61 231H63V230H61ZM70 231H72V230H70ZM56 233H59V231ZM59 234H61V233H59ZM67 234H69V233H67ZM94 234H95V231L93 232V235ZM20 235H22V233ZM56 235H58V234H56ZM62 235L63 234L59 235L58 239L61 238V240L63 239V241H64L65 240V234H64V238L62 237ZM239 235H240V237H238ZM93 237L95 238V235ZM93 237H91V238L94 239ZM21 238L23 239V236ZM22 239H21L20 243H22V245L24 246V244H25L24 240L26 238H24L23 242H22ZM47 239H49V236H47ZM49 240H51V239H49ZM61 240L59 241V243L61 242ZM9 241H10V243H9ZM176 241L178 242V245L174 248L168 249V247L164 244L163 246H160V252L156 251L158 253L152 252V254H150L151 252H148V255L145 256L147 254V252H146V254L143 253V254H145V255H143V256H145L144 258L141 255V257L143 259H140L141 257L140 258L138 257L139 259L138 258L135 259L136 261H134V262L130 261V262H131V264H150L153 261L161 259L162 257L167 255L168 253L174 251L175 248L180 247V246L187 243L186 241H183L181 239H179V240L176 239L175 244L177 243ZM5 242L9 243V244L6 245ZM65 242L67 243L66 240H65ZM45 243L48 245L50 244L49 242L47 243V241L44 242V245H45ZM206 243H204V246H206L205 245ZM243 243H241V244H243ZM60 244H59V246H61ZM208 244L209 243H207V245ZM168 245H169V247L173 246L172 242H170ZM214 245H215V242L212 246L213 248H214ZM216 245H215V247H216L215 250H217L219 248V247L217 248ZM227 245L225 247H228ZM59 246H57V247H59ZM245 246H243V247H245ZM62 248L63 247L61 246L60 249H62ZM203 248H205V247H203V245H202V249ZM222 248H223V246H222ZM222 248L218 249V251L219 250H220V252L224 251V250L221 251ZM3 249H5V248H3ZM11 250H12V248H11ZM11 250L9 249L10 254H8L9 256H7V257H10L11 255L16 254L14 251L13 252L15 254L14 253L11 254L12 253ZM64 250L66 251V253L63 252L66 254L65 255V256H67L66 258H69L68 255H70L71 254L70 252H72V251L69 250L70 252H68V250H66V249H64ZM0 251L5 252L4 250L2 251L1 247H0ZM7 251L8 250H6V252ZM77 251H76V249H73L74 253H76ZM198 251H199V248H198ZM200 251H204V250H200ZM6 252L4 254H6ZM58 253H61V252L59 251ZM205 254H208V253H205ZM193 255H196V253H194ZM63 256H64V254H63ZM200 256H202V255H200ZM11 257L14 258L13 256H11ZM190 257H191V254H190V256L188 255L189 259H191ZM206 257H205V260L210 258V256H208V258H206ZM188 258H187V263H189ZM198 258L196 259V257H195L194 259H196L197 262H199L200 260ZM200 258H203V257H200ZM185 259H186V257H185ZM200 262H204V261L202 260ZM206 264H208V262ZM213 264H217V262L213 263ZM221 264H223V263H221Z\"/></svg>",
	"mask_w": 264,
	"mask_h": 264
}]
</instances>
